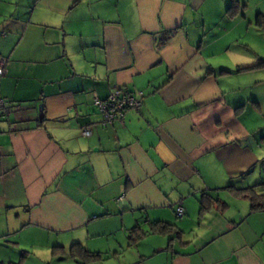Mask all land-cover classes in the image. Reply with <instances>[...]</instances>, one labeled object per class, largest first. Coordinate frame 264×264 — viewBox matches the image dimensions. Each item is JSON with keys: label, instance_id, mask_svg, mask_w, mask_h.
<instances>
[{"label": "crops", "instance_id": "crops-1", "mask_svg": "<svg viewBox=\"0 0 264 264\" xmlns=\"http://www.w3.org/2000/svg\"><path fill=\"white\" fill-rule=\"evenodd\" d=\"M255 1L0 0V264H264ZM115 87L142 105L103 125Z\"/></svg>", "mask_w": 264, "mask_h": 264}, {"label": "built area", "instance_id": "built-area-1", "mask_svg": "<svg viewBox=\"0 0 264 264\" xmlns=\"http://www.w3.org/2000/svg\"><path fill=\"white\" fill-rule=\"evenodd\" d=\"M4 59H0V77L4 75ZM143 91L132 92L123 87H115L105 99L94 98V104L101 114V124L123 123L124 114L129 109H138L142 105ZM4 109V100L0 96V111ZM84 135H89V129H83ZM183 208L178 205L175 208V215L182 217Z\"/></svg>", "mask_w": 264, "mask_h": 264}, {"label": "trees", "instance_id": "trees-1", "mask_svg": "<svg viewBox=\"0 0 264 264\" xmlns=\"http://www.w3.org/2000/svg\"><path fill=\"white\" fill-rule=\"evenodd\" d=\"M257 24L264 29V17L257 15ZM245 194L247 198L251 201V211H264V194H256L253 190H246L243 192H239V194ZM219 200L212 198L207 194L201 195L199 198V206L201 213L203 211L209 210L212 206L217 205ZM148 232H154L163 235H169L170 237H177L179 235V230L176 226L165 223V222H154L151 223L150 229ZM144 232L140 227H135L130 232V240L131 242H135L142 238L145 235ZM70 256H82L84 258H96L99 255L92 254L87 250L83 249L78 244H73L70 248Z\"/></svg>", "mask_w": 264, "mask_h": 264}, {"label": "rangeland", "instance_id": "rangeland-1", "mask_svg": "<svg viewBox=\"0 0 264 264\" xmlns=\"http://www.w3.org/2000/svg\"><path fill=\"white\" fill-rule=\"evenodd\" d=\"M255 0H251V5L254 6L255 3H253ZM260 0H256L255 2L258 3ZM256 13L251 15V21L253 23V27L256 23ZM257 27V26H256ZM258 28V27H257ZM254 29V28H253ZM259 29V28H258ZM251 44H250V52L251 55L254 57L256 54L260 56H264V29L259 30H252L251 32ZM239 45L234 46L233 49L237 50L239 49ZM251 79L259 81V87H264V68L259 70H253L251 74Z\"/></svg>", "mask_w": 264, "mask_h": 264}]
</instances>
